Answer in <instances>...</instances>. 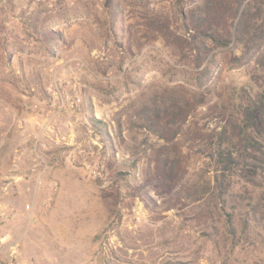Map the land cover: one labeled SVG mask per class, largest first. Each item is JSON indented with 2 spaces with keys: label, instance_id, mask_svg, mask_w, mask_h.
I'll return each instance as SVG.
<instances>
[{
  "label": "rangeland",
  "instance_id": "obj_1",
  "mask_svg": "<svg viewBox=\"0 0 264 264\" xmlns=\"http://www.w3.org/2000/svg\"><path fill=\"white\" fill-rule=\"evenodd\" d=\"M187 2L0 0V264H264L263 234L233 241L224 213L182 199L212 176L206 155L253 72L216 48L199 83ZM164 95L187 114L168 143L137 115ZM231 183L239 202L264 192Z\"/></svg>",
  "mask_w": 264,
  "mask_h": 264
},
{
  "label": "trees",
  "instance_id": "obj_2",
  "mask_svg": "<svg viewBox=\"0 0 264 264\" xmlns=\"http://www.w3.org/2000/svg\"><path fill=\"white\" fill-rule=\"evenodd\" d=\"M186 4L187 9L181 6L180 11L188 33V46L195 52L197 66L201 67L196 72L199 83L213 74L216 61L212 51L216 48H237L240 54H232L233 62H252L253 72L251 82L244 87L246 103L241 106L240 119L228 120L231 132L219 133L206 155L205 172H211L212 176L206 179L202 176L200 181L184 185L182 199L199 205L196 207L211 219H219L220 213H224L222 226L233 241L238 228L251 237L264 235V192L255 196L247 189L246 203L245 198L239 202L230 193L233 175L257 185L264 181V0H189ZM150 104L145 103L137 112L139 126L167 143L173 142L186 121V107L171 95H164L161 104L155 101L153 106ZM234 135L238 142H232ZM240 206L239 221L235 222L233 211ZM212 227L216 234V225Z\"/></svg>",
  "mask_w": 264,
  "mask_h": 264
}]
</instances>
